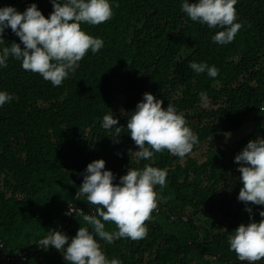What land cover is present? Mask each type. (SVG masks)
Instances as JSON below:
<instances>
[{"label":"trees","instance_id":"trees-1","mask_svg":"<svg viewBox=\"0 0 264 264\" xmlns=\"http://www.w3.org/2000/svg\"><path fill=\"white\" fill-rule=\"evenodd\" d=\"M183 2L109 0V21L81 24L87 34L104 41L103 48L96 54L89 50L60 86L23 70L11 56L8 66L0 67V91L18 97L0 106V264H69L63 250L44 249L40 242L51 231L69 239L80 226L91 231L79 212L65 213L70 206L85 214L95 211L85 196L76 200L75 195L87 165L98 159L113 173L114 184L129 168L150 165L167 172L166 186L155 187L162 199L146 222V238L108 244L95 237L107 259L121 264H247L230 251L228 237L250 216L259 222L264 211V205L238 200L242 184L235 162L250 140L264 139V0H237V22L243 27L226 45L212 40L223 29L192 21L182 11ZM33 3L45 18L53 11L51 0H0V8L22 13ZM3 38L0 52L20 43L10 28ZM191 62L215 66L218 75L196 73ZM146 92L162 100V107L172 104L184 115L198 138L191 152L207 144L203 160L164 151L137 162L133 152L138 147L126 126ZM201 92L207 94V104ZM105 115H113L122 127L118 138L114 128L103 127ZM248 121L249 131L214 148L221 133L237 132ZM105 227L117 230L114 224Z\"/></svg>","mask_w":264,"mask_h":264},{"label":"clouds","instance_id":"clouds-1","mask_svg":"<svg viewBox=\"0 0 264 264\" xmlns=\"http://www.w3.org/2000/svg\"><path fill=\"white\" fill-rule=\"evenodd\" d=\"M51 3L53 11L47 18L35 3L22 13L11 6L0 8V44L5 42L3 34L7 28L20 40L19 44L12 42L2 48L0 67H7L11 56L21 61L23 70L38 73L56 87L78 67L89 50L96 54L104 46L101 38L87 34L81 24L106 23L112 18L113 11L109 0H51ZM236 4L237 0H197L195 3L184 0L181 8L192 21L206 24L210 29H223L216 32L212 40L226 45L243 27L237 22ZM189 67L196 73L207 71L212 78L218 75V69L206 63L191 62ZM199 95L207 104V94L201 92ZM14 98L18 99L0 91V106ZM162 104V100L146 92L142 102H138L136 110L130 114L126 128L138 147V151L133 152L137 162L151 159L154 152L164 151L183 159L198 143L184 115L178 113L174 105L168 104L164 108ZM117 124L113 115L103 117V127L107 130L114 128L115 138L122 133V127ZM235 162L240 165L239 181L242 184L238 200L245 205H264V139L250 140L235 156ZM104 169L103 159L89 163L80 191L75 195L76 200L86 197L95 209L93 214H85L71 206L65 213L79 212L91 231L80 226L71 239L59 231H51L40 242L44 249L51 246L60 252L63 250L64 259L69 264H121L118 259L106 258L95 237L108 244L121 238L133 241L146 238V222L151 220V214L157 208L155 187L159 185L163 189L166 186L167 172L150 165H145L142 170L129 168L115 184L113 173ZM246 211L251 213L252 209L246 208ZM259 215L262 217L259 222L251 221L250 216L247 225L240 224L228 237L230 251L247 264L264 260V211ZM181 217L183 221L188 218L184 213ZM106 223L114 224L117 230H106Z\"/></svg>","mask_w":264,"mask_h":264},{"label":"rangeland","instance_id":"rangeland-1","mask_svg":"<svg viewBox=\"0 0 264 264\" xmlns=\"http://www.w3.org/2000/svg\"><path fill=\"white\" fill-rule=\"evenodd\" d=\"M251 128V123L248 121L243 125V127L240 128L237 132H223L221 133L215 140H214V148H218L223 143L227 144L230 141H232L235 138L241 137L245 132L249 131ZM206 143L203 145H200L197 147V150L194 152L189 153L190 156H194L200 160H203L205 158V152L204 149L206 147ZM162 199L161 195L157 196V200ZM207 216H210V213L207 214Z\"/></svg>","mask_w":264,"mask_h":264}]
</instances>
